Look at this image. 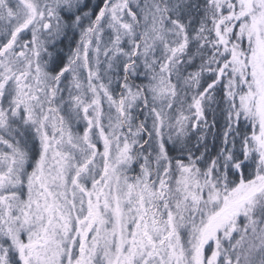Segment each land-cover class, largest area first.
<instances>
[{
	"label": "snow or ice",
	"instance_id": "obj_1",
	"mask_svg": "<svg viewBox=\"0 0 264 264\" xmlns=\"http://www.w3.org/2000/svg\"><path fill=\"white\" fill-rule=\"evenodd\" d=\"M0 264H264V0H0Z\"/></svg>",
	"mask_w": 264,
	"mask_h": 264
},
{
	"label": "trees",
	"instance_id": "obj_2",
	"mask_svg": "<svg viewBox=\"0 0 264 264\" xmlns=\"http://www.w3.org/2000/svg\"><path fill=\"white\" fill-rule=\"evenodd\" d=\"M220 123L223 124V123H222V120L220 121Z\"/></svg>",
	"mask_w": 264,
	"mask_h": 264
},
{
	"label": "rangeland",
	"instance_id": "obj_3",
	"mask_svg": "<svg viewBox=\"0 0 264 264\" xmlns=\"http://www.w3.org/2000/svg\"><path fill=\"white\" fill-rule=\"evenodd\" d=\"M222 123H223V120H222Z\"/></svg>",
	"mask_w": 264,
	"mask_h": 264
}]
</instances>
